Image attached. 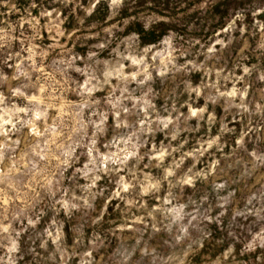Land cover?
<instances>
[{
    "label": "clouds",
    "instance_id": "1",
    "mask_svg": "<svg viewBox=\"0 0 264 264\" xmlns=\"http://www.w3.org/2000/svg\"><path fill=\"white\" fill-rule=\"evenodd\" d=\"M0 264H264V0H0Z\"/></svg>",
    "mask_w": 264,
    "mask_h": 264
}]
</instances>
